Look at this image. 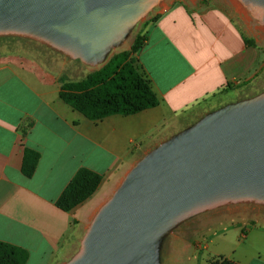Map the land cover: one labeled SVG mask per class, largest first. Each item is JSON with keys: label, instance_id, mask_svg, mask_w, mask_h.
<instances>
[{"label": "crops", "instance_id": "1", "mask_svg": "<svg viewBox=\"0 0 264 264\" xmlns=\"http://www.w3.org/2000/svg\"><path fill=\"white\" fill-rule=\"evenodd\" d=\"M248 18L236 0L171 2L146 25L145 40L134 55L158 104L97 120L59 97L61 79L77 77L56 75L35 46H2L0 241L26 249L25 264H66L96 211L138 160L231 101L230 91L237 96L264 77V45L249 31ZM25 148L39 153L31 176L21 170ZM81 167L101 174V181L90 197L63 211L55 201ZM252 225L239 250L240 242L216 258L264 264V213Z\"/></svg>", "mask_w": 264, "mask_h": 264}, {"label": "water", "instance_id": "2", "mask_svg": "<svg viewBox=\"0 0 264 264\" xmlns=\"http://www.w3.org/2000/svg\"><path fill=\"white\" fill-rule=\"evenodd\" d=\"M161 1L0 0V38L23 34L103 66L128 26ZM238 1L264 24V0ZM254 197L264 200V88L209 111L138 160L66 264H161L167 226L213 203Z\"/></svg>", "mask_w": 264, "mask_h": 264}, {"label": "rangeland", "instance_id": "3", "mask_svg": "<svg viewBox=\"0 0 264 264\" xmlns=\"http://www.w3.org/2000/svg\"><path fill=\"white\" fill-rule=\"evenodd\" d=\"M174 1L176 0L158 2L138 20L130 24L125 30L121 43L112 46L106 59L119 51L128 49L134 38L143 34V30L147 24L152 22V18ZM237 2L239 3L238 0H236ZM228 9L243 27L246 26L234 7L228 6ZM251 13H249V17L257 14L253 9ZM248 19H250L248 23L249 31L256 35L257 40L264 45V29H261L264 24L262 26L254 22L251 17ZM11 43H24V45L29 44L28 46L31 47L35 46L34 48L41 51L40 54H42V59L45 61L44 64L50 67L53 66L56 75L66 76L67 78L75 76L79 79V77L98 69L106 61L89 65L79 59H72L59 54L47 45L34 42L30 37L23 34L14 35L13 38L1 37L0 52L4 49L2 46ZM263 88L264 77L254 86L242 87L237 96L235 91H230L226 97L229 100H236L251 96ZM263 213L264 200L255 197L230 198L208 205L203 209L195 210L165 228L158 247L159 260L161 264H215L217 255L226 253L229 248L238 242L240 243L237 250L243 246L241 242L245 240V237H242V234H246L250 226L254 227L252 222Z\"/></svg>", "mask_w": 264, "mask_h": 264}, {"label": "trees", "instance_id": "4", "mask_svg": "<svg viewBox=\"0 0 264 264\" xmlns=\"http://www.w3.org/2000/svg\"><path fill=\"white\" fill-rule=\"evenodd\" d=\"M158 18L159 14L152 21ZM144 40V35H137L128 49L113 54L103 66L78 80L62 78L59 97L90 120L112 114H134L156 106L159 100L149 79L135 66L134 55ZM38 158V152L24 149L21 170L25 176L32 175ZM101 178V174L91 169L79 168L56 199L55 205L63 211L71 210L95 192ZM27 258L26 249L0 241V264H25ZM215 264L239 263L219 256Z\"/></svg>", "mask_w": 264, "mask_h": 264}, {"label": "built area", "instance_id": "5", "mask_svg": "<svg viewBox=\"0 0 264 264\" xmlns=\"http://www.w3.org/2000/svg\"><path fill=\"white\" fill-rule=\"evenodd\" d=\"M242 237H245V234H242Z\"/></svg>", "mask_w": 264, "mask_h": 264}]
</instances>
